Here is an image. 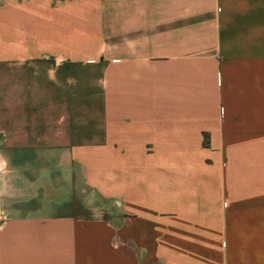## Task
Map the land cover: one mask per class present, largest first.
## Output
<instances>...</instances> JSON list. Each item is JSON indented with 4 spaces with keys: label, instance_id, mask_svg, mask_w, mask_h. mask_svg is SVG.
Masks as SVG:
<instances>
[{
    "label": "crops",
    "instance_id": "0c3cea01",
    "mask_svg": "<svg viewBox=\"0 0 264 264\" xmlns=\"http://www.w3.org/2000/svg\"><path fill=\"white\" fill-rule=\"evenodd\" d=\"M0 264H264V0H0Z\"/></svg>",
    "mask_w": 264,
    "mask_h": 264
},
{
    "label": "rangeland",
    "instance_id": "374dc122",
    "mask_svg": "<svg viewBox=\"0 0 264 264\" xmlns=\"http://www.w3.org/2000/svg\"><path fill=\"white\" fill-rule=\"evenodd\" d=\"M95 62L93 63L94 64V70H93V76L96 78V79H99V76H100V74H99V68L97 67V65H99L100 64V59H93ZM81 93H84L83 92V90H77V94H78V98H80V95H81ZM96 100V101H95ZM97 96H96V99H95V96H94V102H95V104H96V107H94V110H96V108H97Z\"/></svg>",
    "mask_w": 264,
    "mask_h": 264
}]
</instances>
